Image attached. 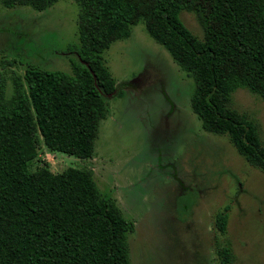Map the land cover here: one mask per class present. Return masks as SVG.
<instances>
[{"label":"trees","instance_id":"obj_1","mask_svg":"<svg viewBox=\"0 0 264 264\" xmlns=\"http://www.w3.org/2000/svg\"><path fill=\"white\" fill-rule=\"evenodd\" d=\"M59 0H0L5 7L44 11ZM79 47L73 73L28 65L11 75L0 70V264H131L128 235L135 222L101 192L91 170L50 164L31 169L40 136L52 152L94 155L100 124L108 116L105 94L123 93L105 64L104 52L144 22L195 87L192 109L204 130L228 135L238 153L264 172L258 126L231 106L248 89L264 100V0H76ZM194 13L197 37L183 22ZM97 83L95 81V75ZM229 209L216 225L227 231ZM223 264L234 255L218 250Z\"/></svg>","mask_w":264,"mask_h":264},{"label":"rangeland","instance_id":"obj_2","mask_svg":"<svg viewBox=\"0 0 264 264\" xmlns=\"http://www.w3.org/2000/svg\"><path fill=\"white\" fill-rule=\"evenodd\" d=\"M76 0L44 11L0 3V70L11 75L28 65L73 73L79 47ZM186 26L203 39L197 16L182 11ZM120 91L107 99L94 155L78 158L50 151L42 137L31 169L50 164L91 170L104 194L135 222L128 235L131 264H223L218 250L230 246L229 264H264V172L250 165L228 135L208 132L192 109L194 81L144 22L104 52ZM231 106L258 126L264 146V100L238 89ZM229 209L227 231L216 225Z\"/></svg>","mask_w":264,"mask_h":264},{"label":"water","instance_id":"obj_3","mask_svg":"<svg viewBox=\"0 0 264 264\" xmlns=\"http://www.w3.org/2000/svg\"><path fill=\"white\" fill-rule=\"evenodd\" d=\"M94 75H95V74H94ZM95 81H96V84H97V86H98L96 75H95ZM115 94H116V92H115V93H110V94H105V95H106L107 98H111V97H112L113 95H115Z\"/></svg>","mask_w":264,"mask_h":264}]
</instances>
